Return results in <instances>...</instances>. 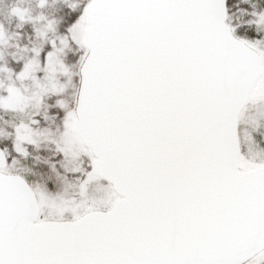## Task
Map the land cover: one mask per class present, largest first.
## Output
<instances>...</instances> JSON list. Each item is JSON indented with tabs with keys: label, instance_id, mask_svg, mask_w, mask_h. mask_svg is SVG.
I'll return each instance as SVG.
<instances>
[{
	"label": "snow or ice",
	"instance_id": "1",
	"mask_svg": "<svg viewBox=\"0 0 264 264\" xmlns=\"http://www.w3.org/2000/svg\"><path fill=\"white\" fill-rule=\"evenodd\" d=\"M0 264H264V0H0Z\"/></svg>",
	"mask_w": 264,
	"mask_h": 264
}]
</instances>
